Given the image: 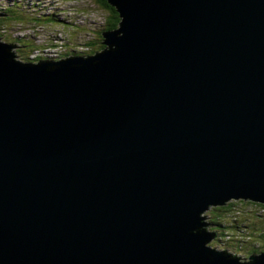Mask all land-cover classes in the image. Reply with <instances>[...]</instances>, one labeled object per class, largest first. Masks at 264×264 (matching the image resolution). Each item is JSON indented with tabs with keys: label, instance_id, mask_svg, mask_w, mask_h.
<instances>
[{
	"label": "water",
	"instance_id": "1",
	"mask_svg": "<svg viewBox=\"0 0 264 264\" xmlns=\"http://www.w3.org/2000/svg\"><path fill=\"white\" fill-rule=\"evenodd\" d=\"M106 1L92 56L0 41V264H264L206 218L264 204V0Z\"/></svg>",
	"mask_w": 264,
	"mask_h": 264
},
{
	"label": "rangeland",
	"instance_id": "2",
	"mask_svg": "<svg viewBox=\"0 0 264 264\" xmlns=\"http://www.w3.org/2000/svg\"><path fill=\"white\" fill-rule=\"evenodd\" d=\"M37 0H33L32 3H36ZM8 4L7 7L10 6H17L21 10H25L23 21H18L13 23L10 29L2 28L0 31L3 37L11 39L16 43L19 56L26 57L30 52L32 45H34L37 49L38 45L42 46L43 50L53 48L54 42L51 40V32H48V28L46 29H34L31 26L30 19L35 21V18L41 17L42 21L45 22L46 16L50 13L52 8H57V15L59 21L62 22V14L60 12L67 11L71 12V16L73 19L74 24H67L69 28H66V31L69 32L71 35L67 39L66 48L74 49L78 45L84 43L81 40H85L86 42H92L95 38H98L101 33V21L103 18V12L97 8L95 5V0H39V6L29 8L28 5L26 7L25 0H0V8H3L4 4ZM19 3V4H18ZM23 4V5H22ZM26 7V8H25ZM45 9V10H43ZM37 10H41L40 12ZM43 10V11H42ZM86 10V13L83 12ZM3 17V14L1 15ZM27 19H29L27 21ZM86 23V24H85ZM60 24V23H59ZM83 25V26H82ZM41 27V26H40ZM56 26H54V29ZM42 31V32H38ZM84 32H86V36H84ZM96 34V36H94ZM101 36V35H100ZM83 37V39H81ZM35 49V50H36ZM38 50V49H37ZM251 203V202H248ZM258 206L253 204H243L239 206V209L243 210L242 214L239 215L240 218L237 220L228 219L231 223V229H228V232L225 236L220 234L219 236L215 237L217 240L213 239L214 243L212 246L215 247L220 240V238L225 237V239L230 238L228 245H237L238 247L244 248L243 251L237 253L235 249L229 250L230 253L237 255L238 257L245 258L248 257V252L254 247H260L264 244V208L259 206L263 205L260 203ZM214 208L209 210V214H206V218H212L211 214ZM214 228V226H213ZM224 230V229H222ZM217 233L221 230H212ZM235 241H244V243L240 244L239 242Z\"/></svg>",
	"mask_w": 264,
	"mask_h": 264
},
{
	"label": "trees",
	"instance_id": "3",
	"mask_svg": "<svg viewBox=\"0 0 264 264\" xmlns=\"http://www.w3.org/2000/svg\"><path fill=\"white\" fill-rule=\"evenodd\" d=\"M95 5L98 6L97 8L101 9L102 11H104L106 13V23L103 26L102 29V35L99 36L98 38H95L94 41H92L91 43H89L90 45V53L91 55L105 49V45L103 44L104 42V37H103V33L109 32L111 30H115L119 27L120 22H121V17L117 11V9L111 5H109V3L106 0H95ZM25 10H21L17 4L14 6H10L7 7V9L5 11H2L3 13V17H0V31L2 30V28H6V29H10V27L13 25V23L18 22V21H23L25 13ZM50 18L52 20H56L55 16H50ZM3 36L0 33V39ZM31 48H35L34 45H32ZM31 51V49H30ZM86 57V56H85ZM29 56L27 55L26 57H23L19 60L24 61V62H28ZM253 204V203H248L246 201H231L228 204H226L225 206H220V207H215L214 210L212 211L211 216H212V220H210V222L208 223V225L210 226H214V230L218 231L221 230L220 232L223 233H217L215 231H212L210 229H208L210 232H212L215 237L219 236L220 234H222L223 236L226 235V233L228 232V229H231L232 227H230V222L228 221V219L231 220H237V218H240L239 215L242 214L241 209H239V206L243 205V204ZM254 205L258 206V204ZM261 207L264 208V204L263 205H259ZM224 229V230H222ZM264 238V235H263ZM215 239V238H214ZM217 240V238L215 239ZM230 240V238H229ZM228 239H225V237L220 238L218 242V244L213 247L212 243L210 244V246H212L213 248H218L220 250H232L235 249V251L237 253L241 252L244 250V248H242L241 246L238 247L236 244L235 245H228L229 243ZM235 242H239V241H235ZM240 244L244 243V241H240ZM264 252V244L260 247H254L252 248L248 253V257H250L251 255H259L261 253ZM232 254V253H230ZM234 255V254H233ZM237 256V255H236ZM246 258V257H245ZM247 259V258H246Z\"/></svg>",
	"mask_w": 264,
	"mask_h": 264
},
{
	"label": "built area",
	"instance_id": "4",
	"mask_svg": "<svg viewBox=\"0 0 264 264\" xmlns=\"http://www.w3.org/2000/svg\"><path fill=\"white\" fill-rule=\"evenodd\" d=\"M82 49V48H81Z\"/></svg>",
	"mask_w": 264,
	"mask_h": 264
}]
</instances>
